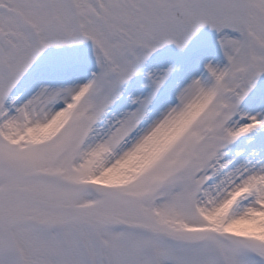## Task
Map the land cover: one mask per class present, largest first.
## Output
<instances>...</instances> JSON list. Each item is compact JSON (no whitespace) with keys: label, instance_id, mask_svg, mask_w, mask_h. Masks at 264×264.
I'll use <instances>...</instances> for the list:
<instances>
[{"label":"snow or ice","instance_id":"1","mask_svg":"<svg viewBox=\"0 0 264 264\" xmlns=\"http://www.w3.org/2000/svg\"><path fill=\"white\" fill-rule=\"evenodd\" d=\"M0 264H264V0H0Z\"/></svg>","mask_w":264,"mask_h":264}]
</instances>
